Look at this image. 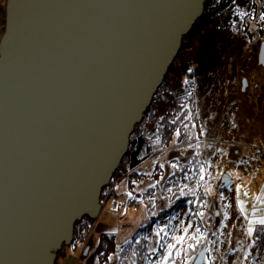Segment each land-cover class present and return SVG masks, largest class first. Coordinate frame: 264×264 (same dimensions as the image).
<instances>
[{"label": "water", "instance_id": "obj_1", "mask_svg": "<svg viewBox=\"0 0 264 264\" xmlns=\"http://www.w3.org/2000/svg\"><path fill=\"white\" fill-rule=\"evenodd\" d=\"M207 1L6 0L0 264H56L77 222L99 217L102 191Z\"/></svg>", "mask_w": 264, "mask_h": 264}, {"label": "rangeland", "instance_id": "obj_2", "mask_svg": "<svg viewBox=\"0 0 264 264\" xmlns=\"http://www.w3.org/2000/svg\"><path fill=\"white\" fill-rule=\"evenodd\" d=\"M5 3L6 0H0V36ZM253 9L249 3L244 9L237 10L242 19L231 24L229 34L215 31L212 26L206 27L200 37L190 41L176 64L174 62L171 77L180 86L189 75L187 69L196 67L189 64L191 58L201 59L203 48L211 46L203 73L188 77L189 90L196 92L201 133L199 130L197 135L184 142L176 139L162 149H158L155 138L153 148L160 153L140 166L142 180L130 182L125 178L117 182L113 195L106 200L111 188L107 186L102 199L105 200L103 209L88 236L92 246L103 233L115 236L117 249L107 264H154L164 251L159 244L173 242V233L183 234L181 221L185 227L192 223L189 236L197 226L205 233L200 243L187 253L189 264H197L195 260L203 249L205 256L201 264H264L261 226L255 225L251 236L247 233L249 219L264 215V203L255 199L264 190V65L258 61L263 41L258 33L248 35L243 19L253 13ZM254 10L249 28L257 32L258 26L264 27V20L260 19L264 12L261 4ZM183 60L186 63L181 65ZM244 78H247V86L243 90ZM186 92L181 89L180 94ZM197 144L198 148L195 147ZM258 155L261 168H258ZM157 164L161 172L155 178ZM173 164L177 167H172ZM201 165L206 170L203 180H200ZM224 174L232 177L227 186L221 184ZM185 184L188 187L184 188L185 195H181ZM237 185L241 186L239 196ZM245 192L246 196L243 195ZM191 195L193 199L189 197ZM238 199L245 201L247 216L240 214ZM196 209L197 213H204L203 217L197 215ZM166 211L168 213L163 216ZM166 224L168 235L160 233L157 236L156 230ZM84 247L85 244L65 245L58 253L56 264H84L86 259L81 257ZM152 248L158 251L152 254L149 251ZM183 259L182 254L177 264ZM98 260L95 264H102Z\"/></svg>", "mask_w": 264, "mask_h": 264}, {"label": "trees", "instance_id": "obj_3", "mask_svg": "<svg viewBox=\"0 0 264 264\" xmlns=\"http://www.w3.org/2000/svg\"><path fill=\"white\" fill-rule=\"evenodd\" d=\"M249 3L252 4L254 9L256 5L259 7L261 4V10L264 12V0H208L203 15L195 23L191 32L184 37L183 46L175 60V64L182 52L187 49L190 41L195 37H200L201 31H204L206 27L212 26L215 31L229 34L231 24L242 19L241 15L237 13V10L244 9ZM254 9V14L249 13L243 18L245 29L249 36L258 33L259 37L264 41V27L258 26L257 32H253L249 28L250 17L255 15ZM257 19L259 18L257 17ZM210 48L211 46L208 45L203 48V56L200 55L202 57L201 59L191 58L189 64H194L198 69L194 67V70L189 73L188 77H192L194 73L197 75L203 73L205 69L204 65L208 61V51ZM185 63L186 60H183L181 65ZM175 64L170 67L163 84L155 95L151 106L146 111L143 120L137 124L132 133L130 149L124 156L119 168L116 170L110 183L111 185L123 181L125 178H128L130 182L134 181V179L138 181L140 179L142 180L143 176L139 174L140 166L155 154L160 153V150L155 149V151L153 148L155 138L158 149H162L172 144L176 139L177 141L184 142V140L193 138L195 134L197 135L199 130L201 133V126H199L201 120L198 121L197 115L196 92L189 90V88L191 89L190 82L187 84L181 83L180 86L175 84L174 78L171 77V72ZM214 65L215 63L212 67ZM188 77L186 78L189 81L190 79ZM181 89H186L187 92L185 94H180ZM189 92L191 95H189ZM186 116L189 118L186 119ZM161 117H164V119L161 120ZM173 121H175V123H173ZM185 125H187V127H185ZM176 129H180L181 134L179 136L176 135ZM160 172V166L157 164V172L154 174V177L158 178ZM175 175L180 176L177 174ZM134 186L135 183L132 182L131 187L134 188ZM105 189H107V187L102 191V199L105 198ZM189 197L192 199L194 198L193 195ZM167 213V211L165 214L163 212V216ZM95 221L96 220L90 217H84L76 224L72 245L85 244L81 256L86 259L84 264H95L98 260L97 258H99L98 261L102 262V264H107L110 255L116 252V238L109 233H103L95 246L90 244L91 239L86 243ZM88 246L90 247L89 252L85 254Z\"/></svg>", "mask_w": 264, "mask_h": 264}, {"label": "snow or ice", "instance_id": "obj_4", "mask_svg": "<svg viewBox=\"0 0 264 264\" xmlns=\"http://www.w3.org/2000/svg\"><path fill=\"white\" fill-rule=\"evenodd\" d=\"M7 5H8V0H7ZM260 19L264 20V14L261 15ZM187 71L189 73H191L193 71V69L191 67H189L187 69ZM184 83H189V81L187 79H185ZM189 95H191V93L189 92ZM186 119L189 117H185ZM164 117H161V120H163ZM173 123H175V121H173ZM185 127H187V125H185ZM180 133V129H176V135L179 136ZM191 147V145H190ZM195 147H199V145H195ZM172 167H177V165L173 164ZM205 168L203 167V165H201L200 167V172H201V176H200V180H203V173L205 172ZM197 186H199V181H197ZM188 186L185 184L182 188H181V195H185L184 192V188H187ZM169 191H171V189H169ZM190 192H192L193 195H195V192L191 189H189ZM241 193V186L237 185V195L239 196ZM129 197L132 196L131 192L128 193ZM243 195H247V193H243ZM221 196H223V194H221ZM255 199L257 201H261L262 203H264V190L261 191V193L259 195H257L255 197ZM191 203V201H190ZM237 204L239 206V211L240 214L243 216H247V209L245 208V201L243 199H238L237 200ZM227 207V205H226ZM253 211H257V209H255V207L253 208ZM198 216L203 217L204 213L203 212H198L197 213ZM225 218H227V213H225ZM255 225H260V232H264V215H260V216H256L253 217L252 219H249L248 221V227H247V233L248 235H252L254 230H255ZM193 225L191 222L188 223V225L185 227L184 226V222L181 221L180 222V228H182V232L183 234L181 235H176V234H172V241L173 242H167L165 241V243L163 244H159V248L163 249V253L161 254V256L159 257L158 260H156L154 262V264H177V260L180 259L181 255H184V259L181 262V264H189V260L190 258L188 257L187 253L189 252V250L193 249L196 244H199L201 239L204 237L205 233L201 232L200 228L197 226L195 228V231L193 232V234L191 236L188 235L189 229L192 228ZM168 228V225H164L161 228H158L156 230V234L157 236H160V233H164V236L168 235V232L166 231V229ZM161 239H164V237H161ZM193 241V243H188L187 241ZM127 243V241H126ZM178 245L180 247H178ZM119 247V246H118ZM149 251L152 254H155L158 249L157 248H152L149 249ZM133 255H135V253H133ZM247 255V253L245 254Z\"/></svg>", "mask_w": 264, "mask_h": 264}, {"label": "bare ground", "instance_id": "obj_5", "mask_svg": "<svg viewBox=\"0 0 264 264\" xmlns=\"http://www.w3.org/2000/svg\"><path fill=\"white\" fill-rule=\"evenodd\" d=\"M184 41V40H183ZM114 176V175H113ZM112 179H113V177H112ZM112 179H111V181H112ZM111 181H110V183H111ZM221 181H222V179H221ZM109 183V185H107V186H110L111 188H110V190L107 192V194H106V200L110 197V196H112L113 195V192L115 191V189H113V188H115L116 187V183H114V184H110ZM222 184V183H221ZM223 185V184H222ZM106 186V187H107ZM224 186V185H223ZM106 187H104V188H106ZM113 189V190H112ZM88 191V190H87ZM89 193H91L90 191H89ZM123 198L124 199H126V195L125 194H123ZM105 201V200H104ZM104 201H102V195H101V202L103 203V205H104ZM175 207V206H174ZM103 209V208H102ZM96 220V219H95ZM79 222V221H78ZM77 222V223H78ZM52 238L51 239H49L46 243L47 244H50V243H52ZM89 242V240H87V242L86 243H88ZM72 244V243H71ZM70 244V245H71ZM89 247V246H88Z\"/></svg>", "mask_w": 264, "mask_h": 264}, {"label": "built area", "instance_id": "obj_6", "mask_svg": "<svg viewBox=\"0 0 264 264\" xmlns=\"http://www.w3.org/2000/svg\"><path fill=\"white\" fill-rule=\"evenodd\" d=\"M260 159H261V157H260V155H258V158H257L258 168H261V166H262V163H261Z\"/></svg>", "mask_w": 264, "mask_h": 264}]
</instances>
